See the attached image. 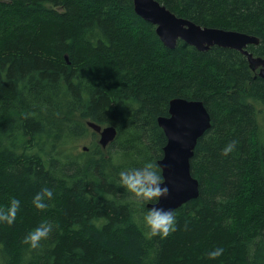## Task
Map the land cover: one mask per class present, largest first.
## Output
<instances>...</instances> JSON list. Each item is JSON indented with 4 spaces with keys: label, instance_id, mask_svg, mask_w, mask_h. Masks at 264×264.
<instances>
[{
    "label": "trees",
    "instance_id": "1",
    "mask_svg": "<svg viewBox=\"0 0 264 264\" xmlns=\"http://www.w3.org/2000/svg\"><path fill=\"white\" fill-rule=\"evenodd\" d=\"M157 1L257 37L247 50L264 57V0ZM175 98L203 102L212 118L190 162L200 194L175 210V233L148 238V203L119 173L158 164V118ZM88 121L114 126L116 139L78 150L97 135ZM43 187L54 198L40 211ZM13 198L21 207L0 223V264H264V79L234 49L167 48L133 0H0V208ZM45 222L52 233L30 251L24 237Z\"/></svg>",
    "mask_w": 264,
    "mask_h": 264
},
{
    "label": "water",
    "instance_id": "2",
    "mask_svg": "<svg viewBox=\"0 0 264 264\" xmlns=\"http://www.w3.org/2000/svg\"><path fill=\"white\" fill-rule=\"evenodd\" d=\"M133 1L137 15L156 26V33L167 48L174 49L182 40L201 52L214 46L234 49L245 55L250 68L258 71V76L264 79V57H256L247 50L249 45L259 44L257 37L238 31L202 27L176 16L157 0ZM158 125L167 137L158 165L171 194L148 203L147 207L175 211L200 194V183L191 173L190 162L198 140L211 128L212 118L203 102L175 98L170 101L169 116L159 117ZM87 126L99 136L97 143L104 149L117 137L114 126L103 127L92 121H88ZM82 150L87 152L88 146L84 145Z\"/></svg>",
    "mask_w": 264,
    "mask_h": 264
},
{
    "label": "clouds",
    "instance_id": "3",
    "mask_svg": "<svg viewBox=\"0 0 264 264\" xmlns=\"http://www.w3.org/2000/svg\"><path fill=\"white\" fill-rule=\"evenodd\" d=\"M236 150V142L228 143L222 149V155L227 157ZM119 186L124 188L138 202L150 203L167 198L171 190L165 184V178L161 175L160 165L147 161L142 167L125 169L119 173ZM54 198V192L48 187H43L33 197L34 207L40 211L47 209L49 201ZM20 200L11 199L9 205L0 208V223L9 226L13 225L20 211ZM143 225L148 238L159 237L166 239L177 231V216L174 210L161 207H151L143 216ZM53 231V225L42 223L39 227L29 232L22 243L27 245L29 250H36L41 246V241L49 238ZM223 248L217 247L207 253L208 258L215 260L223 254Z\"/></svg>",
    "mask_w": 264,
    "mask_h": 264
},
{
    "label": "rangeland",
    "instance_id": "4",
    "mask_svg": "<svg viewBox=\"0 0 264 264\" xmlns=\"http://www.w3.org/2000/svg\"><path fill=\"white\" fill-rule=\"evenodd\" d=\"M98 139H99V136L98 135H96L95 137H93L92 135H90V136H88V137H86V138H84L82 140H79L77 142L78 150H81L82 151V147L84 145L90 146L93 141H95L97 143Z\"/></svg>",
    "mask_w": 264,
    "mask_h": 264
}]
</instances>
